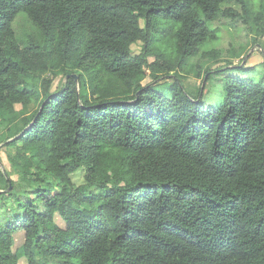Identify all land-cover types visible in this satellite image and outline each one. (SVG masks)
Instances as JSON below:
<instances>
[{
	"label": "trees",
	"instance_id": "trees-1",
	"mask_svg": "<svg viewBox=\"0 0 264 264\" xmlns=\"http://www.w3.org/2000/svg\"><path fill=\"white\" fill-rule=\"evenodd\" d=\"M19 15L37 32L22 42ZM220 19L255 43L264 0H0V143L15 149L0 201L29 192L0 224V264H264V80L229 74L204 102L205 74L255 66L239 52L182 83Z\"/></svg>",
	"mask_w": 264,
	"mask_h": 264
},
{
	"label": "rangeland",
	"instance_id": "rangeland-1",
	"mask_svg": "<svg viewBox=\"0 0 264 264\" xmlns=\"http://www.w3.org/2000/svg\"><path fill=\"white\" fill-rule=\"evenodd\" d=\"M217 21L211 22L210 24L213 25L214 27H217V37L213 40H210L203 44L200 47V52L192 57L188 65L184 68V70L181 72L182 77V83L184 87L188 91H194L196 90L197 86L200 85L201 79H197L195 77V72L199 67L204 69L206 66H211L212 69L221 67L222 69L226 62V59L224 58H229L230 62L233 63V65L238 64L240 60L242 59L241 57H232L234 54L243 52L245 55H248V58H245L246 65L249 66L255 65L253 68L250 70H245V71H239L238 69H233L229 71H218V72H213L211 74H205L204 75V81H203V100L205 103L211 106H217L220 103H222L223 98H224V77L227 75H240L241 78H250L255 81H260L264 80V64L262 63V60H264V36L260 37L257 39V41L254 43L252 40V35H248L247 32L244 29V26L241 24L238 25H231L225 22V20L220 19L219 22H223L221 25H216ZM225 22V23H224ZM14 27L16 31L17 38L20 42L25 40V37L27 34H36V29L35 26L24 16L19 15L16 17L14 21ZM210 49H219L221 50V59L222 61L215 63L216 61L214 60H209L207 59L202 53L204 51L210 50ZM141 50V44L138 42L133 43L131 45V55L134 56L138 54ZM244 55V54H243ZM153 58L149 57V61H152ZM216 60V59H215ZM213 62V63H212ZM244 60L242 61V63ZM241 63V64H242ZM212 64V65H211ZM240 64V65H241ZM204 74V72H203ZM48 76V74H46ZM208 77V79H206ZM61 79V76H56L53 79V87L55 88ZM42 77L40 78H35V79H30V82L35 85L36 87L40 86ZM151 81V78L147 77L143 80V83H147ZM36 106L35 105H30L28 111H32ZM16 109L20 108V105L17 104L15 105ZM15 149L14 148H7L5 147L4 143H0V165L2 171L5 172V169H9V164L7 160V155L14 153ZM84 169L79 168L77 169L73 174L70 175L71 180L74 184H81L84 182ZM12 179H14L16 182L18 181L19 184H22V181H19L18 175L17 174H12L10 175ZM23 185V184H22ZM29 185V184H28ZM30 186V185H29ZM25 188V186L23 185ZM31 188V187H29ZM19 190V191H18ZM57 191V189H55ZM29 192L23 188L16 187L15 192L5 198V200H1L2 202V207L0 208V224H4L6 221V218H12L17 210L16 206V199H24L21 198L22 196L29 197L28 196ZM14 195H17L16 198ZM21 196V197H20ZM19 198V199H18ZM55 221L58 225L63 226V222L58 217V215L55 216ZM24 240V232L23 231H18L14 234V244H13V250L18 248ZM20 264H26V260L24 257H21L19 259Z\"/></svg>",
	"mask_w": 264,
	"mask_h": 264
},
{
	"label": "water",
	"instance_id": "water-1",
	"mask_svg": "<svg viewBox=\"0 0 264 264\" xmlns=\"http://www.w3.org/2000/svg\"><path fill=\"white\" fill-rule=\"evenodd\" d=\"M75 79H76V75L75 74H71ZM42 109V106L40 107V110ZM10 187V186H9Z\"/></svg>",
	"mask_w": 264,
	"mask_h": 264
},
{
	"label": "crops",
	"instance_id": "crops-1",
	"mask_svg": "<svg viewBox=\"0 0 264 264\" xmlns=\"http://www.w3.org/2000/svg\"><path fill=\"white\" fill-rule=\"evenodd\" d=\"M251 65V64H250Z\"/></svg>",
	"mask_w": 264,
	"mask_h": 264
}]
</instances>
